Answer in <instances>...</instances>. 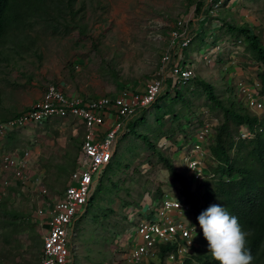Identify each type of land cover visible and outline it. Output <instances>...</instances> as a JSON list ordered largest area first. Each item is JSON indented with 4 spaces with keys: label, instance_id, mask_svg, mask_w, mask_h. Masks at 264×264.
<instances>
[{
    "label": "rangeland",
    "instance_id": "374dc122",
    "mask_svg": "<svg viewBox=\"0 0 264 264\" xmlns=\"http://www.w3.org/2000/svg\"><path fill=\"white\" fill-rule=\"evenodd\" d=\"M214 1L76 0V14L67 11L61 18L65 21L59 20V33H45L38 26L27 33L24 43L14 36L15 44L7 42L0 49L1 122L34 104L51 83L86 97L140 92L161 68L177 23L183 28L180 32L192 38L185 51L175 44L171 52L191 57L193 81L183 88L165 84L158 97L159 116L164 114L159 123L154 107L129 120L128 131L116 142L112 162L96 183L92 205L79 222L78 254L68 264H129L128 249L118 242L130 228L127 214L139 207L146 211L143 202L148 196L159 199L183 191L159 156L170 160L195 196L201 197L211 182L210 169L216 163L209 154L200 184L190 182L179 162L182 146L198 126L205 124L213 132L224 120L223 111L213 107L198 81L211 85L224 106L245 108V97L261 91L258 73L264 69L248 51V42L230 35L225 26H247L264 47V0ZM198 2L204 3L200 14L196 12ZM66 24L70 29L65 34ZM205 50L216 60L205 64L199 57ZM168 70L167 66L166 74ZM177 90L181 100L174 98ZM136 134L148 137L153 147ZM82 136L83 128L65 119L0 139V264H40L45 224L38 212L43 204L59 199L69 184L78 165ZM15 149L29 153L26 177L30 184L26 188L3 166L2 155ZM4 212L11 215L6 217ZM197 235V230L191 233L188 247H198ZM181 257L165 259L163 264H180L185 258ZM159 260L142 264H158Z\"/></svg>",
    "mask_w": 264,
    "mask_h": 264
},
{
    "label": "built area",
    "instance_id": "2783aa9c",
    "mask_svg": "<svg viewBox=\"0 0 264 264\" xmlns=\"http://www.w3.org/2000/svg\"><path fill=\"white\" fill-rule=\"evenodd\" d=\"M181 28V23H177V28L170 34L172 44L161 59L162 66L145 84L143 92L122 91L114 98L102 96L90 100L82 95L68 94L62 86L51 83L29 109L0 123V139L13 132L36 129L65 119H72L83 128L78 165L69 184L59 199L53 204H43L38 212L39 220L45 224L40 264H68L70 258L78 254L79 222L87 212L96 183L114 158L118 138L128 131L129 120L154 106L170 78L179 88L187 87L193 81L195 71L191 57L184 52L179 56L171 52L175 44L180 45L181 51L191 45L192 38L186 31L180 32ZM212 55L205 50L199 57L205 64H210L216 60ZM256 95L244 99L245 109L256 117L257 123L252 129L245 127L240 132L241 140L264 134V95L260 92ZM212 134L207 125H200L182 146L179 162L191 183L200 184L205 178L204 162ZM28 156L29 153L23 155L16 149L2 155L3 166L22 188L30 184L26 177ZM143 203L146 211L139 207L127 214L130 228L118 240L122 248L128 249L127 253L125 251L127 262L142 264L159 258L163 247L173 245L175 252L171 251L166 260L186 257L191 233L197 230L188 222L194 209L187 197L183 193L163 194L159 199L148 196Z\"/></svg>",
    "mask_w": 264,
    "mask_h": 264
},
{
    "label": "trees",
    "instance_id": "16d2710c",
    "mask_svg": "<svg viewBox=\"0 0 264 264\" xmlns=\"http://www.w3.org/2000/svg\"><path fill=\"white\" fill-rule=\"evenodd\" d=\"M217 1L215 0L214 3ZM75 2L76 0H0V49L7 42H13L14 36L17 40L19 37L20 43H24L27 33L38 26L43 28L45 33L50 32L53 35L59 33V20L67 11H70L72 16L76 14L73 11ZM203 5L202 2L197 3V14L202 12ZM65 26L63 31L66 34L70 28L68 24ZM225 26L230 35L242 37L248 42V51L256 62L264 66V47L259 36L247 26L235 27L227 23ZM258 78L261 82L260 94L264 95V69L258 73ZM169 81L168 84L175 85V81L171 78ZM197 85L202 88L201 91L206 94L213 107L220 108L224 115V120L213 129L209 139L207 149L216 164L210 169L212 179L205 185L202 196H195L190 190L187 179L176 171L170 160L159 156L164 169L174 182L180 184L183 195L194 209L190 216V226L197 228L198 237L195 242L198 247H189V253L180 264L194 262L218 264L207 249V242L196 219L211 203H220L238 218L242 229L249 233L246 246L253 256L252 264H264V134H257L250 140H241L240 132L245 127L252 129L257 123L256 117L248 113L244 107L235 109L233 106H224L214 95L211 85L203 81H198ZM180 93L178 90L175 92L176 100L182 99ZM159 103L160 100L157 99L153 106L157 113L155 121L158 123L164 117V114L159 116L161 110ZM136 135L153 147L148 142V137ZM92 200L88 206L92 205ZM3 215L8 217L11 213L4 212ZM171 251L175 252L174 245L163 247L158 256L160 259L158 264H163L165 257ZM175 258L178 259L177 256Z\"/></svg>",
    "mask_w": 264,
    "mask_h": 264
},
{
    "label": "clouds",
    "instance_id": "9594fccd",
    "mask_svg": "<svg viewBox=\"0 0 264 264\" xmlns=\"http://www.w3.org/2000/svg\"><path fill=\"white\" fill-rule=\"evenodd\" d=\"M196 219L207 249L218 264H252L253 256L246 246L249 233L223 205L209 204Z\"/></svg>",
    "mask_w": 264,
    "mask_h": 264
},
{
    "label": "crops",
    "instance_id": "0c3cea01",
    "mask_svg": "<svg viewBox=\"0 0 264 264\" xmlns=\"http://www.w3.org/2000/svg\"><path fill=\"white\" fill-rule=\"evenodd\" d=\"M185 53V52H184ZM186 54V53H185ZM169 81V80H168ZM170 82V81H169ZM169 82H167V84L169 83ZM172 85V84H171ZM172 86H174V85H172ZM175 87V86H174ZM176 88V87H175ZM46 89V88H45ZM144 90V89H143ZM143 90L142 91H140V92H143ZM67 92V91H66ZM68 94H70V93H68ZM119 94H117V95H115V96H111V98H114V97H116V96H118ZM41 93L40 94H38L37 96H36V100H39L40 98H41ZM86 99H90V100H93V99H95V98H99V97H102V96H96V97H86V96H84ZM108 97H110V96H108ZM39 98V99H38ZM31 106V105H30ZM30 106H28L26 109H25V111L27 110V109H29V107ZM23 112V111H22ZM18 115V114H17ZM16 116V115H15ZM5 121H7V120H2L1 122H5ZM0 122V123H1ZM43 225V224H42Z\"/></svg>",
    "mask_w": 264,
    "mask_h": 264
}]
</instances>
